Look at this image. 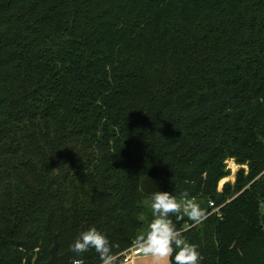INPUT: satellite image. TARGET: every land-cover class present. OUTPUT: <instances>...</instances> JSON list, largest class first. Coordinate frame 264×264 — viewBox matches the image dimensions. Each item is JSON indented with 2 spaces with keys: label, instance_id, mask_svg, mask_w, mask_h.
<instances>
[{
  "label": "trees",
  "instance_id": "16d2710c",
  "mask_svg": "<svg viewBox=\"0 0 264 264\" xmlns=\"http://www.w3.org/2000/svg\"><path fill=\"white\" fill-rule=\"evenodd\" d=\"M158 191L201 264H264V0H0V264L120 257Z\"/></svg>",
  "mask_w": 264,
  "mask_h": 264
},
{
  "label": "clouds",
  "instance_id": "9594fccd",
  "mask_svg": "<svg viewBox=\"0 0 264 264\" xmlns=\"http://www.w3.org/2000/svg\"><path fill=\"white\" fill-rule=\"evenodd\" d=\"M150 207L154 219L147 234L135 241L138 253L151 257L152 264H201L200 252L195 246L182 240L170 214L186 216L195 224H200L207 219L206 211L192 200H185L181 204L172 193L162 191L152 195ZM113 247L108 237L93 227L81 233L72 246V251L79 255L94 249L101 264H114L117 257L113 253Z\"/></svg>",
  "mask_w": 264,
  "mask_h": 264
},
{
  "label": "water",
  "instance_id": "95a60500",
  "mask_svg": "<svg viewBox=\"0 0 264 264\" xmlns=\"http://www.w3.org/2000/svg\"><path fill=\"white\" fill-rule=\"evenodd\" d=\"M84 230L85 228L82 229V232ZM81 233L78 235L77 239L79 238ZM58 249H59V239H58V236H56L54 245L51 249V257L47 262L42 263V264H70V262L75 260L76 257L78 256L76 252L72 251V248L68 250L67 252H65L64 254H59Z\"/></svg>",
  "mask_w": 264,
  "mask_h": 264
},
{
  "label": "built area",
  "instance_id": "2783aa9c",
  "mask_svg": "<svg viewBox=\"0 0 264 264\" xmlns=\"http://www.w3.org/2000/svg\"><path fill=\"white\" fill-rule=\"evenodd\" d=\"M245 169L247 170V168L245 167ZM220 191V190H219ZM210 206L214 209L213 214H217L218 216H221V208L222 207H216L214 203H211ZM142 256V254L138 253L136 247H135V242L133 243V245L126 250L120 257L124 258V263H129L131 262L134 258ZM74 264H81L80 262L76 261L74 262Z\"/></svg>",
  "mask_w": 264,
  "mask_h": 264
},
{
  "label": "crops",
  "instance_id": "0c3cea01",
  "mask_svg": "<svg viewBox=\"0 0 264 264\" xmlns=\"http://www.w3.org/2000/svg\"><path fill=\"white\" fill-rule=\"evenodd\" d=\"M231 179H233V178H231ZM224 180H225L224 183H222V184L220 183L221 186H219V190H220L219 192L223 191L224 184L228 181V178H226ZM123 260H124L123 257H117V259L114 261V264H152L151 257H144L143 255L134 258L129 263H124Z\"/></svg>",
  "mask_w": 264,
  "mask_h": 264
},
{
  "label": "rangeland",
  "instance_id": "374dc122",
  "mask_svg": "<svg viewBox=\"0 0 264 264\" xmlns=\"http://www.w3.org/2000/svg\"><path fill=\"white\" fill-rule=\"evenodd\" d=\"M227 170H229V171H231V175L228 177V181L226 182V183H231L232 185H234L235 184V181H236V174H237V172L240 170V166H238L236 163H235V161L234 160H229V161H227ZM245 168V167H244ZM231 178H233V179H231ZM230 180V181H229ZM223 181V180H222ZM221 181V182H222ZM225 183V184H226ZM224 184V185H225ZM219 186H221L220 184H219Z\"/></svg>",
  "mask_w": 264,
  "mask_h": 264
},
{
  "label": "bare ground",
  "instance_id": "6f19581e",
  "mask_svg": "<svg viewBox=\"0 0 264 264\" xmlns=\"http://www.w3.org/2000/svg\"><path fill=\"white\" fill-rule=\"evenodd\" d=\"M224 181H225V180H223V181L221 182V184L224 183ZM229 181H230V180H229Z\"/></svg>",
  "mask_w": 264,
  "mask_h": 264
}]
</instances>
